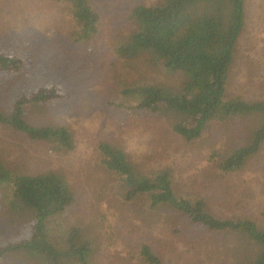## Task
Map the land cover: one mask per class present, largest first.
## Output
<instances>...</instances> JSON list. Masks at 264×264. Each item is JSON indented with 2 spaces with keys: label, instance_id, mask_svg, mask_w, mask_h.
I'll list each match as a JSON object with an SVG mask.
<instances>
[{
  "label": "rangeland",
  "instance_id": "1",
  "mask_svg": "<svg viewBox=\"0 0 264 264\" xmlns=\"http://www.w3.org/2000/svg\"><path fill=\"white\" fill-rule=\"evenodd\" d=\"M154 1L93 0L100 28L76 42L64 0H0V51L23 56L19 66L24 68L17 76L0 70V111L8 112L21 94L56 84L64 98L27 105L24 118L34 126L67 127L73 143L71 149H55L0 124V163L11 175L54 172L64 177L74 201L50 220L49 236L62 249L69 235L80 232L92 248L89 264H147L139 255L143 243L162 264H249L256 249L237 236L199 233L200 227L184 215L152 208L145 196L125 200L119 176L100 161L99 144L110 143L143 172L170 170L176 195L202 197L216 216H245L264 228V144L239 171L222 172L219 156L209 157L238 146L256 117L209 124L201 138L188 141L173 132L166 117L132 109L127 88L177 89L185 80L147 53L125 57L117 52L136 29L129 19L132 7ZM226 86L227 95L264 99V0H244L243 29ZM13 199L11 185L0 183V246L24 238L33 219V211L17 208ZM0 264L45 263L19 252L6 254Z\"/></svg>",
  "mask_w": 264,
  "mask_h": 264
},
{
  "label": "trees",
  "instance_id": "2",
  "mask_svg": "<svg viewBox=\"0 0 264 264\" xmlns=\"http://www.w3.org/2000/svg\"><path fill=\"white\" fill-rule=\"evenodd\" d=\"M64 1L73 22V40L82 42L97 34L101 16L93 0ZM243 17L244 0H155L149 5H135L129 19L136 29L117 49L125 57L147 53L152 62L184 75L185 80L177 89L147 84L129 87L125 92L133 97L135 112L166 117L173 132L185 140L201 138L207 126L215 122L257 118L235 149L209 154L213 159L219 156L216 160L222 172L239 171L264 144V99L247 101L226 93ZM22 61L23 56L0 51L1 71L11 70L17 76L24 70L19 66ZM62 98L64 93L56 84L31 95L21 94L8 112L0 111V124L11 126L31 140L49 142L55 149H71L72 137L67 127L34 126L24 118L27 105L47 104ZM99 151L101 163L119 176L125 200L145 196L152 208L167 207L184 215L200 227L199 233L237 236L243 245L256 249L249 264H264V228L260 229L253 219L218 217L204 198L176 195L170 170L143 172L128 161L122 149L110 143H100ZM0 183L11 185L14 206L33 211L25 237L0 246V261L6 254L22 252L40 257L45 264H89L92 248L80 232L69 235L62 249L49 236L50 220L74 201L62 175L54 172L11 175L0 163ZM139 255L147 264H162L146 243L140 246Z\"/></svg>",
  "mask_w": 264,
  "mask_h": 264
}]
</instances>
